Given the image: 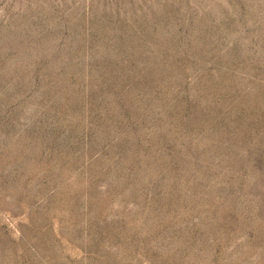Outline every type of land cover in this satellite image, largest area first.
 I'll return each instance as SVG.
<instances>
[{
	"label": "rangeland",
	"instance_id": "rangeland-1",
	"mask_svg": "<svg viewBox=\"0 0 264 264\" xmlns=\"http://www.w3.org/2000/svg\"><path fill=\"white\" fill-rule=\"evenodd\" d=\"M0 264H264V0H0Z\"/></svg>",
	"mask_w": 264,
	"mask_h": 264
}]
</instances>
